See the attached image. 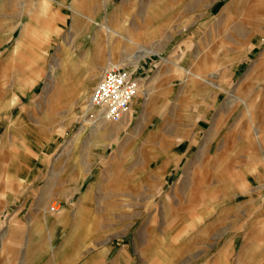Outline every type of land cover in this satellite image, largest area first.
I'll return each mask as SVG.
<instances>
[{
    "label": "rangeland",
    "instance_id": "1",
    "mask_svg": "<svg viewBox=\"0 0 264 264\" xmlns=\"http://www.w3.org/2000/svg\"><path fill=\"white\" fill-rule=\"evenodd\" d=\"M49 1L0 0V264H264V0ZM145 49L127 127L69 118Z\"/></svg>",
    "mask_w": 264,
    "mask_h": 264
},
{
    "label": "built area",
    "instance_id": "2",
    "mask_svg": "<svg viewBox=\"0 0 264 264\" xmlns=\"http://www.w3.org/2000/svg\"><path fill=\"white\" fill-rule=\"evenodd\" d=\"M141 85L135 71L124 66L106 68L95 87L89 102L94 121L103 119L118 123L129 114L139 96Z\"/></svg>",
    "mask_w": 264,
    "mask_h": 264
},
{
    "label": "bare ground",
    "instance_id": "3",
    "mask_svg": "<svg viewBox=\"0 0 264 264\" xmlns=\"http://www.w3.org/2000/svg\"><path fill=\"white\" fill-rule=\"evenodd\" d=\"M50 6V1L49 0H42V7L44 8V9H46L47 7H49ZM71 9L74 11V9L71 7ZM75 12V11H74ZM77 12H75L74 14H76ZM110 29V28H109ZM112 30V29H111ZM25 35H27V33L25 34L24 32L22 33V35H21V37H23V38H25L26 39V37L28 36H25ZM44 35V37H42V36ZM40 36L42 37V38H47V36H48V33L47 32H43L42 34H41ZM123 38H125V36H124V34H123V32H122V29L121 28H119V29H117V30H115V31H112V33H111V38L110 39H117V40H119V39H123ZM117 43V42H116ZM19 50H21V47L18 45V46H16L15 47V51H13L14 53L15 52H17V51H19ZM11 53V54H14V53ZM124 54H125V56L123 57V60L122 61H120V62H118V66H124V67H126V68H128L130 71H134L135 69H136V63L139 61V59L140 58H142V57H144L145 55H148V54H151V53H155V54H157V52H154L153 50H149V49H145L144 51H143V53H142V55L141 56H139V57H137L136 55H134L130 50H126V51H124L123 52ZM121 54V53H120ZM114 64V63H113ZM66 60H64L63 61V68H65L66 67ZM109 66H111V65H108V66H106V68H108ZM105 68V69H106ZM134 68V69H133ZM96 69V68H95ZM104 69V70H105ZM104 70H103V72H104ZM63 72V71H62ZM95 73H92L91 74V76H86V83H87V85H86V87L88 86V88L86 89V88H84V90L81 92V96H80V98H81V103L82 104H80V106L78 107V110H80V109H82V108H84V103L87 101V100H89L91 97H89V88L90 87H92L93 86V84L97 81V77H98V70H95L94 71ZM64 73V72H63ZM64 75H66V74H64ZM101 77V76H100ZM88 79H90V80H88ZM68 83V80H65V77L63 78V85H66ZM82 90V89H81ZM143 92L145 93V96H146V103L147 102H149V100H150V98H151V93H150V91H149V89H143ZM79 98V97H78ZM59 100V98L58 97H55L54 98V101L55 102H57ZM88 106V105H87ZM81 113L82 114H78V113H72L71 115H70V119H72V118H77V116L78 115H80L81 117H85V116H87L88 114H90V113H92V109L91 108H89V107H85V110L84 111H81ZM79 116V117H80ZM127 116V115H126ZM126 121H127V117H125L124 119H123V121L121 122V124H119V125H125V123H126ZM106 122H109V123H113V122H110V121H106V120H103V119H99V120H97V121H95L94 122V124L96 125L97 124V126L98 125H107V123ZM85 123L88 125V123H89V121L88 120H85ZM119 123V122H118ZM124 130V129H123ZM122 130V131H123ZM111 131V130H110ZM103 135V132H101V133H99L97 136L99 137V136H102ZM58 207V206H57ZM52 210L54 211V210H56L55 209V205H54V207L52 208ZM46 212V211H45ZM56 213V212H55Z\"/></svg>",
    "mask_w": 264,
    "mask_h": 264
},
{
    "label": "crops",
    "instance_id": "4",
    "mask_svg": "<svg viewBox=\"0 0 264 264\" xmlns=\"http://www.w3.org/2000/svg\"><path fill=\"white\" fill-rule=\"evenodd\" d=\"M127 23H128V19L127 18H120V23L118 24V22H117V26L115 27V28H121L122 30L123 29H128V27H127ZM114 28V29H115ZM146 30V28L145 29H143L142 27H140V32H142V31H145ZM61 31V27H58V29H56V31H54V33H53V35H52V37L55 35V34H58V32H60ZM142 35H144V33L142 32ZM120 55V54H119ZM120 56H122V55H120ZM95 66H92V68H94ZM104 70V69H103ZM102 70V71H103ZM261 71H258V75H259V73H260ZM59 73H61V75H60V77L63 79L64 78V76H63V72L62 71H59ZM258 77V76H257ZM159 78H160V76H159ZM158 78V79H159ZM261 78V76L258 78V79H260ZM157 81V80H156ZM242 83V82H241ZM243 84V83H242ZM242 86V85H241ZM63 87V86H62ZM154 87V86H153ZM219 89H221L222 91H224V92H228L227 90H226V88H224V86H219L218 87ZM159 91V90H158ZM244 92V91H243ZM157 93V92H156ZM244 94L245 93H243L242 95L241 94H238V95H235V96H233V98L239 103V102H241V103H245V105H244V107H245V111L247 112V115H248V117H252V115H251V110H252V108L254 107V102L252 101V100H248V99H246V101L244 100L245 98H244ZM59 95V93H57V96ZM140 95V94H139ZM60 96H62V93H61V95ZM70 96V95H69ZM156 96H157V94H156ZM156 96H154V94L153 93H151V98L150 99H153V101H155L156 100ZM62 99H64L63 98V96H62V98H61V100ZM137 100V99H136ZM253 102V103H252ZM58 104H59V106L61 105V107H62V104L64 105V103L62 102V101H60V102H57ZM205 103V101L204 100H201L200 101V104L202 105V104H204ZM16 106V104L14 103L13 105H11V107H15ZM63 108V107H62ZM135 108H136V104H135ZM153 109V108H152ZM134 110V109H133ZM133 110H132V112L131 113H133ZM204 112L206 113V111L205 110H202L201 111V113L203 114V116L204 117H206V115L204 114ZM158 113H160V112H158ZM67 118V117H66ZM125 118V117H124ZM123 118V119H124ZM123 121V120H122ZM121 121V122H122ZM129 121H131V114H129V115H127V121H126V123H125V126L127 127L128 126V123L127 122H129ZM121 122H119V123H109V122H106L107 123V125L105 124V125H95V126H92V127H90L89 128V131H91V133H94L95 132V128H98V131H100V132H103L104 133V137H106V136H111V133H112V130H121V127H122V125H119V124H121ZM216 123H218V121L216 122ZM216 127V128H219V127H217V125L216 124H214L213 125V127ZM111 130V131H110ZM215 130H217L218 132L220 131V129H215ZM260 132V133H259ZM262 130H258V129H255V133H254V137L256 138V139H258L259 141H260V139H262ZM84 136V134H80V131H79V133L76 135V137H75V141H79L82 137ZM92 137H93V134H92ZM12 163H14V160L12 159ZM21 167H23V166H21ZM21 170V168L18 170V171H20ZM31 172H29V174H30ZM32 175V174H31ZM84 196H85V194L84 195H82V198L84 199ZM81 204H83L82 202H81ZM82 210H83V208H79V209H77V215L78 216H80L81 214H82ZM63 215H64V213H61L58 217H63ZM36 229H37V227H36ZM33 231H35L36 232V230H33Z\"/></svg>",
    "mask_w": 264,
    "mask_h": 264
}]
</instances>
